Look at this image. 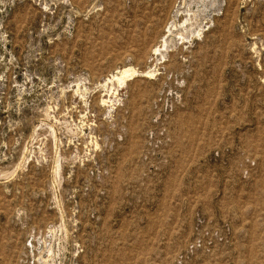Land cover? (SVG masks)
Masks as SVG:
<instances>
[{
  "label": "rangeland",
  "instance_id": "1",
  "mask_svg": "<svg viewBox=\"0 0 264 264\" xmlns=\"http://www.w3.org/2000/svg\"><path fill=\"white\" fill-rule=\"evenodd\" d=\"M0 264H264V0H0Z\"/></svg>",
  "mask_w": 264,
  "mask_h": 264
},
{
  "label": "bare ground",
  "instance_id": "2",
  "mask_svg": "<svg viewBox=\"0 0 264 264\" xmlns=\"http://www.w3.org/2000/svg\"><path fill=\"white\" fill-rule=\"evenodd\" d=\"M126 72H127V70H126ZM125 73V72H124ZM126 74V73H125Z\"/></svg>",
  "mask_w": 264,
  "mask_h": 264
}]
</instances>
